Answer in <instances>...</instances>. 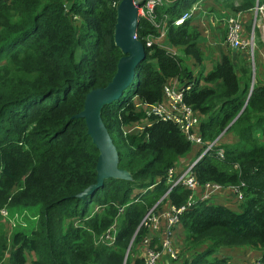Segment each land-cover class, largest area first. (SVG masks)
Masks as SVG:
<instances>
[{
  "label": "trees",
  "instance_id": "obj_1",
  "mask_svg": "<svg viewBox=\"0 0 264 264\" xmlns=\"http://www.w3.org/2000/svg\"><path fill=\"white\" fill-rule=\"evenodd\" d=\"M196 1L165 0L156 7L173 52L154 40L147 44L156 27L139 18L136 36L146 57L121 97L101 109L118 165L132 178H105L92 194L77 197L96 181L98 149L84 118L74 115L86 92L105 85L116 70L119 0H0V264L143 263L131 251L147 233L140 225L146 212L164 201L185 205L191 194L183 184L170 187L168 170L178 173L180 159L195 147L175 122L146 114L133 99L160 100L170 79L199 115L204 147L225 128L236 138L216 140L194 163L198 181L245 183L235 208L198 200L181 211L185 257L179 264H234L219 251L245 245L260 249L264 260V83L255 81L250 91L251 58L240 51L203 64L191 18L174 24ZM222 4L236 13L252 9L255 0ZM145 116L148 124L125 130ZM2 219L14 222L10 236ZM157 244L154 238L151 245Z\"/></svg>",
  "mask_w": 264,
  "mask_h": 264
},
{
  "label": "built area",
  "instance_id": "obj_2",
  "mask_svg": "<svg viewBox=\"0 0 264 264\" xmlns=\"http://www.w3.org/2000/svg\"><path fill=\"white\" fill-rule=\"evenodd\" d=\"M165 0H143V2L138 6V15L150 19L156 27L157 34L153 39L148 40L147 44H150L151 41L160 42L165 41V21L156 20V7L162 4ZM204 0H198L194 2L190 8L185 10L180 16L174 19V24L182 23L186 18L191 17L193 12L199 8L200 2ZM255 13L258 12L260 16H264V0H255ZM241 13L237 12L234 16L227 18L226 32L225 37L226 41L233 46L234 48L245 46V40L243 37V24L241 19ZM172 52L174 49L172 46H163ZM183 88L179 87L176 79H170L163 85V94L162 98L156 102H143L139 99H135V103L138 108H143L148 115H155L161 119H169L175 122L181 130L186 134L188 140L192 143L193 146L199 145L196 147L203 146V140L199 133L198 124H199V115L194 110L191 104L185 102L183 98ZM137 130L141 128L138 122H134L128 126H125V130L132 132L131 130ZM134 130V131H135ZM216 140L210 142L205 150L210 149ZM204 150V151H205ZM216 154L219 157L223 156V148L219 147L216 150ZM195 159L190 163L186 164L181 170L175 175L173 170L170 168L168 170V178L171 181V186L176 184H183L186 187L190 188L191 194L189 200L185 205L176 207L169 204L165 209L154 210L155 207L151 208L146 212L143 219L141 220L140 225H144L147 228V233L141 240L142 246V264H159L161 256L164 253H167L169 257L175 258V249L173 247V229L174 226L179 222V215L181 211L197 202L198 200H210L215 196L221 194H227L229 196H236V200L239 201L242 196V190L240 189L245 183L242 181L239 185L233 184H222L215 181H206L200 183L193 172V165ZM167 194V191L162 196V198ZM161 201V199H160ZM1 212L6 215V209H1ZM163 221V225L161 224ZM9 224L14 225L13 221H10ZM161 230V238L154 236V233H157ZM106 237L112 238L109 234L106 233ZM158 239L157 245H151L152 240ZM254 264H264V260L258 256Z\"/></svg>",
  "mask_w": 264,
  "mask_h": 264
},
{
  "label": "water",
  "instance_id": "obj_3",
  "mask_svg": "<svg viewBox=\"0 0 264 264\" xmlns=\"http://www.w3.org/2000/svg\"><path fill=\"white\" fill-rule=\"evenodd\" d=\"M142 2L143 0H119L117 3L114 41L121 49L122 54L118 58L116 70L105 85L91 88L86 92L82 109L74 115L75 117L84 118L87 133L98 149V157L95 165L96 181L77 192L75 194L77 197H84L88 194H92L103 184L105 178H132L127 169L118 165V151L102 119L101 109L103 105L121 97L124 90L133 81L137 67L146 57L145 46L136 36V27L139 21L138 6ZM252 87L253 82H251L250 91ZM246 102L247 100L245 104ZM244 107L245 106L242 107L237 116L242 112ZM215 140H217V138ZM206 151L207 150L203 151L200 156L195 159V162L198 161ZM133 237L131 238L130 244ZM127 253L128 249L126 254Z\"/></svg>",
  "mask_w": 264,
  "mask_h": 264
},
{
  "label": "crops",
  "instance_id": "obj_4",
  "mask_svg": "<svg viewBox=\"0 0 264 264\" xmlns=\"http://www.w3.org/2000/svg\"><path fill=\"white\" fill-rule=\"evenodd\" d=\"M204 1H205L204 3L206 4L210 0H204ZM202 8H203V5L199 6V8H197L195 10V12H194L195 14L191 18V23L193 26H195L197 28V30L200 33L199 44L201 46V49L204 51V53L206 51L210 50V54L208 56L205 53L203 64L206 65V67H208V60L213 59V62L211 63V65H212L214 63V61L221 58L222 53H228L233 58H234L235 54L239 51L241 52L239 54L240 56L243 55L244 52L247 53L244 46L234 48L229 43L226 45L222 42H219L221 39L220 25L224 24L225 25L224 27H226L227 18H228L227 12L221 11V10H216V9H211V8H213V6H211L210 8H208L206 10H203ZM254 12H255V10H254ZM244 14L246 15L248 13L245 12ZM247 23H249L248 18H242V24L246 25ZM261 42L264 43V36H263V38L261 37ZM213 45H215L214 49L212 48ZM237 49H239V50L237 51ZM257 51H258L257 59H258L259 65H260V73L258 75L256 73V75L258 76L257 81L264 83V71H261L264 69V67H263L264 66V57H263L264 52L261 49H257ZM252 60H254V56H253ZM255 80L256 79L254 77V72H253V77H252L251 82L254 83ZM235 139H236L235 136L232 135V139L229 140L228 142H233ZM188 155L189 154H187L185 157H188ZM185 157L181 158L180 161L183 162L184 161L183 159ZM184 166H181V167H184ZM215 197H217V196H215ZM168 203L169 202L167 201L165 207H163L164 209L169 205ZM163 208H160V210H162ZM163 223L164 222L161 221L160 225H163ZM178 227H181V226L179 224H177L174 227V230H173L174 236H176V231H177ZM182 233H183V231H182ZM153 235L158 237V238H161V230L158 231L157 233H154ZM178 235H180V233H178ZM219 252H221V253L225 252L226 255L230 257L231 261L234 264H253L255 259L261 254V250L252 249L251 247H248V246H239V247H232V248H225V249L222 248L221 251H219ZM180 261H181V259H177V257H175V259H173V258L169 257V255L167 253H164L161 256L159 264H179Z\"/></svg>",
  "mask_w": 264,
  "mask_h": 264
},
{
  "label": "rangeland",
  "instance_id": "obj_5",
  "mask_svg": "<svg viewBox=\"0 0 264 264\" xmlns=\"http://www.w3.org/2000/svg\"><path fill=\"white\" fill-rule=\"evenodd\" d=\"M204 2L205 1L200 2V5H199V6L203 5V8H202L203 10H206V9L210 8L211 6H213V8H211V9H216V10H221V11L227 12L228 19L231 16H234L237 12H240L242 14L241 15V19L242 18H248L249 23H250L249 27H247L245 24L243 25V37H244L245 44H246L244 47H245V49H246V51L248 53L247 54L246 52H244V54H246L247 56H249L251 58V74L254 72V77L256 79L255 81L257 82V80H258V76L257 75L260 73V65H259L258 59H257V57H258L257 49H261L264 52V43H262L260 41L261 37L263 38V36H264V16H260L258 14V12L257 13L254 12V10H255L254 7L255 6L252 9L241 10V11H237L236 13H234V12H232L230 9L226 8L222 4V0H210L206 4ZM245 12L248 13V14L245 15L244 14ZM194 14L195 13L193 12V14L191 15L190 18H192ZM255 25L258 26V32L253 29ZM224 26H225L224 24L220 25V32H221L220 36H221V39H220L219 42H222V43L227 45L228 42L225 41L226 40V37H225L226 36L225 35L226 27H224ZM160 43L163 46H165V45L169 46L167 44L166 40L164 42H160ZM214 46L215 45L212 46L213 49H214ZM205 53L208 56L210 54V50L206 51ZM253 56H254V60H252ZM193 62L194 61H190L189 60V61H187V65L190 68H193V64H192ZM212 62H213V59L208 60V67L211 65ZM261 71H264V69L261 70ZM256 73H257V75H256ZM133 99L135 100V99H138V98L134 96ZM149 122H150V118H147L145 116V117L142 118L141 121L138 122V124L141 126V125H144V124H148ZM134 130H135V128L132 129L131 131H134ZM232 135H233L232 131H229V132H225L224 131L222 134H220L219 136L216 137L217 138V142L218 143L228 142L229 140L232 139ZM196 146H199V145H195L194 146L195 148H193V150L189 153L188 157H185L183 159L184 160L183 162H181V161L179 162L180 166H184L185 164L190 163L191 160L193 161L194 158L195 159L198 158V156H200V154L206 148V146L205 147L203 146L202 148L201 147L199 148V147H196ZM197 151H199V153L196 155ZM235 198H236L235 195L233 197V196H229L227 194H221V195H219L217 197L211 198L210 201L211 202H220V203L223 202L224 204H227V205L235 208L236 207L235 202H238ZM166 202L167 201H164L161 205H159L158 209L165 207ZM154 210H157V209H154ZM2 221H3V224H4V228H5L6 232H7V235L10 236L11 232L13 230V227H12L13 225L9 224L7 220L2 219ZM182 231H183L182 227H178L177 231H176V236L172 235L173 236L172 243H173V247L175 249V254H176L177 259H182L183 257H185V252L183 251V241H182L183 240V233H182ZM178 233H180V235H178ZM131 244H132V242H131ZM131 244H130V246L128 248V251L131 248ZM245 246H247V245H245ZM136 248H137L138 252L135 250ZM252 249H255V248H252ZM256 250H260V249H256ZM131 252H133V257H134V255H139V257L142 258V246L141 245L134 246ZM127 254H126V256H127ZM188 254H190V253H188ZM31 255H28V257H30ZM219 255H224V253L219 252ZM253 264H254V262H253Z\"/></svg>",
  "mask_w": 264,
  "mask_h": 264
}]
</instances>
